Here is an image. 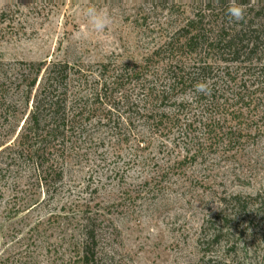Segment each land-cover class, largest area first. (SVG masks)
Listing matches in <instances>:
<instances>
[{"label":"rangeland","instance_id":"1","mask_svg":"<svg viewBox=\"0 0 264 264\" xmlns=\"http://www.w3.org/2000/svg\"><path fill=\"white\" fill-rule=\"evenodd\" d=\"M151 1L0 0V61H136L162 28L174 22L177 28L207 2ZM258 2L250 6L260 9ZM252 22L264 65V17ZM259 100L254 111V105L243 107L241 124L248 123L241 128L230 113L216 116L227 121L226 132L243 130L242 148L184 167L157 188L145 183L158 173L151 164L168 161L159 140L137 151L134 142L107 139L89 161L67 166L63 185L51 196L21 168L3 172L0 264H81L79 228L88 215L103 222L101 248L114 264H264V129L258 121L264 97ZM250 121L259 124L247 128ZM15 139L0 138V146ZM234 197L242 207L226 212L236 213L233 236L210 247L214 222L224 216L217 217L225 208L221 202Z\"/></svg>","mask_w":264,"mask_h":264},{"label":"trees","instance_id":"2","mask_svg":"<svg viewBox=\"0 0 264 264\" xmlns=\"http://www.w3.org/2000/svg\"><path fill=\"white\" fill-rule=\"evenodd\" d=\"M254 1L207 0L177 28L176 22L162 28L136 61H0V138L16 137L0 146V176L21 168L51 196L63 185L67 166L89 161L107 139L134 142L137 151L159 140L168 161L151 164L158 173L145 183L157 188L184 167L242 148L243 130L226 132L227 121L216 116L230 113L241 128L248 123L241 124L243 107L254 105V111L264 97L260 38L252 22L264 17V0L260 9L250 6ZM258 121L264 129V114ZM221 205L217 217L224 216L214 222L210 247L233 236L236 213L226 212L242 207L239 197ZM102 224L91 215L82 219L81 264H114L101 248Z\"/></svg>","mask_w":264,"mask_h":264}]
</instances>
